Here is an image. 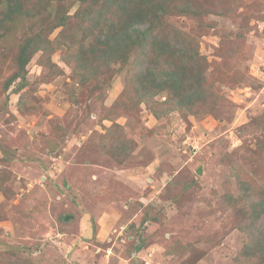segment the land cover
Instances as JSON below:
<instances>
[{"label":"rangeland","instance_id":"obj_1","mask_svg":"<svg viewBox=\"0 0 264 264\" xmlns=\"http://www.w3.org/2000/svg\"><path fill=\"white\" fill-rule=\"evenodd\" d=\"M18 1L29 13L0 21V264H254L238 257L253 219L240 195H264V0H190L201 24L168 18L195 40L218 97L209 113L159 118L133 105L128 65L107 73L98 59L90 81L73 80V18L46 37L51 64L36 53L25 87L5 89L21 42L57 6Z\"/></svg>","mask_w":264,"mask_h":264},{"label":"trees","instance_id":"obj_2","mask_svg":"<svg viewBox=\"0 0 264 264\" xmlns=\"http://www.w3.org/2000/svg\"><path fill=\"white\" fill-rule=\"evenodd\" d=\"M52 1L57 4L55 13H50L49 18L47 16V22L42 25V29L21 42L15 58L16 71L8 78L5 89H9L16 80L18 84L11 91L13 94L19 93L25 87L26 66L31 58L42 52L43 57L48 59L53 48L46 37L53 30L65 27L67 21L73 18L78 21L81 38L70 37L71 42L63 61L73 65L72 76L76 83L87 82L88 79L90 81L95 63L100 59L96 64L107 73L112 64L118 65L120 70L128 65L126 93L133 100L134 106L139 101L144 102L155 118L181 108H187L194 113H209L217 105L218 91L205 89L213 84V81L208 84L205 77L208 62L199 56L195 40L189 33L168 22L170 17H186L201 24L205 12L201 6L190 0ZM75 3L77 9L70 15L69 9ZM0 4H5V10L0 14L1 22L6 17L12 20L21 10L24 13L30 11L22 7L18 0H0ZM211 11L213 10L207 12ZM217 12L220 13L219 9ZM247 20L244 22V29ZM243 35L244 33L239 38ZM231 46L237 48L236 43ZM74 47L77 51L72 54L70 50ZM222 53L228 57L230 50L226 48ZM90 56L93 57L92 62L88 59ZM131 56H134V60L129 63ZM220 57L228 62L222 54ZM87 59L92 68L87 67ZM224 77L218 82L229 84L228 78ZM159 93H165L167 98L162 102L153 101L151 98ZM22 96L19 97L18 105ZM18 109L23 111L19 106ZM114 142L113 140L111 145L115 150L121 147L114 146ZM243 192L244 195L240 196L247 199L246 202L253 210V219L250 218L246 223L245 244L238 257L253 259L254 264H264V195L253 192L256 196L260 194L256 198L246 196L251 191ZM139 249L140 247L137 248Z\"/></svg>","mask_w":264,"mask_h":264}]
</instances>
